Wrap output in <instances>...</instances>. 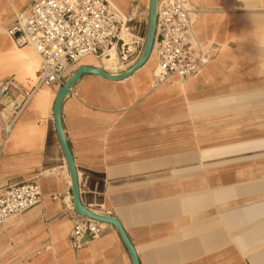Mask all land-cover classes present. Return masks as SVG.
Instances as JSON below:
<instances>
[{
    "label": "crops",
    "instance_id": "0c3cea01",
    "mask_svg": "<svg viewBox=\"0 0 264 264\" xmlns=\"http://www.w3.org/2000/svg\"><path fill=\"white\" fill-rule=\"evenodd\" d=\"M111 1L147 30L151 0ZM189 1L197 10L194 35L212 54L195 76L156 86L148 60L122 80L83 74L64 98L62 128L80 199L121 222L140 264H264V169L262 174L248 170L247 176L236 170L192 175L191 162L162 160L187 154L144 157L143 112L137 109L170 106L176 98L215 99L264 82V0ZM32 2L0 0V84L13 80L31 89L37 81L35 49L18 47L8 34ZM81 65L105 66L86 57L68 76ZM57 93L39 88L6 139L0 118V189L37 180L43 196L40 204L0 226V264H134L113 224L106 223L81 249L73 246L79 213L55 124Z\"/></svg>",
    "mask_w": 264,
    "mask_h": 264
},
{
    "label": "built area",
    "instance_id": "2783aa9c",
    "mask_svg": "<svg viewBox=\"0 0 264 264\" xmlns=\"http://www.w3.org/2000/svg\"><path fill=\"white\" fill-rule=\"evenodd\" d=\"M196 11L189 0H158L152 49L158 60L154 85L169 78L184 82L210 61V50L194 35ZM146 31L144 24L129 20L111 0H33L28 10L17 15L8 34L18 47L32 46L36 50L40 58L38 78L31 89L18 86L13 80L0 84L4 139L36 91L43 86L59 90L69 78V70L86 57L102 61L114 53L116 73L133 66L143 54ZM95 67L106 70L105 66ZM42 200L37 180L1 188L0 226ZM105 226L106 223L79 214L72 231L73 246L81 249L86 239L100 236Z\"/></svg>",
    "mask_w": 264,
    "mask_h": 264
},
{
    "label": "rangeland",
    "instance_id": "374dc122",
    "mask_svg": "<svg viewBox=\"0 0 264 264\" xmlns=\"http://www.w3.org/2000/svg\"><path fill=\"white\" fill-rule=\"evenodd\" d=\"M155 60L154 53L150 61L153 72ZM259 84L234 88L215 99L176 98L170 106L137 109L143 112L144 157L187 154L164 159H171L168 163L191 162L187 168L192 175H225L232 170L240 176H247L248 170L249 174H262L264 167L258 164L264 161V144L255 142L264 139V82Z\"/></svg>",
    "mask_w": 264,
    "mask_h": 264
},
{
    "label": "water",
    "instance_id": "95a60500",
    "mask_svg": "<svg viewBox=\"0 0 264 264\" xmlns=\"http://www.w3.org/2000/svg\"><path fill=\"white\" fill-rule=\"evenodd\" d=\"M157 8H158V0H151L144 51L141 58L133 66L120 73H110L104 69H100L95 66L81 65L66 80L65 84L62 87H60L54 103L55 124L72 177L74 207L80 215H84L86 217L96 219L103 223H109L115 225L118 228L128 250L130 251L134 264H140L138 254L136 252L134 245L132 244L131 240L126 234L121 222L114 216L96 213L90 210L89 208H87L86 206H84L81 202L77 169L75 166L72 152L66 141L62 128L61 106L64 98L70 93L73 85L81 78L83 74L90 73L108 78L110 80H122L132 75L135 71H137L149 60L152 54L155 33H156Z\"/></svg>",
    "mask_w": 264,
    "mask_h": 264
},
{
    "label": "bare ground",
    "instance_id": "6f19581e",
    "mask_svg": "<svg viewBox=\"0 0 264 264\" xmlns=\"http://www.w3.org/2000/svg\"><path fill=\"white\" fill-rule=\"evenodd\" d=\"M153 56H154V52L151 54L150 59H149V62L153 59ZM114 58H115L114 57V53H112V52H111V57H105V58H103L102 63L105 64L107 71H109V70L110 71L111 70H115L116 63H115ZM255 142H259L260 145H263L264 144V139H261V140L260 139H257ZM183 159H185V158H183ZM170 160L171 159L168 160V158H165L164 159V161H170Z\"/></svg>",
    "mask_w": 264,
    "mask_h": 264
}]
</instances>
